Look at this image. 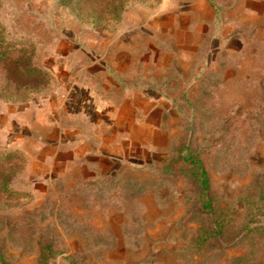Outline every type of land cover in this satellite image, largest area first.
Listing matches in <instances>:
<instances>
[{"label": "rangeland", "instance_id": "rangeland-1", "mask_svg": "<svg viewBox=\"0 0 264 264\" xmlns=\"http://www.w3.org/2000/svg\"><path fill=\"white\" fill-rule=\"evenodd\" d=\"M108 20L0 0L6 32L54 80L0 101V150L27 160L11 182L25 197L0 194V264H40L49 245L48 264H264V234L248 232L264 226V0H130ZM185 143L209 172L213 214L176 161Z\"/></svg>", "mask_w": 264, "mask_h": 264}, {"label": "trees", "instance_id": "trees-1", "mask_svg": "<svg viewBox=\"0 0 264 264\" xmlns=\"http://www.w3.org/2000/svg\"><path fill=\"white\" fill-rule=\"evenodd\" d=\"M60 3L68 9L73 18L83 25L91 26L93 29L99 28L103 22L114 21L115 23L122 17V14L129 8L130 0H107L105 8L101 11L88 12L89 0H59ZM122 1V2H121ZM141 3L146 0H131ZM99 2H104L101 0ZM96 3V2H95ZM103 7V6H102ZM108 10L105 15L103 10ZM33 43L24 37L17 35H9L5 27L0 23V67L4 69L3 77H0V101L9 104H23L31 99H35L45 94V90L52 86L54 80L36 63V50ZM168 81L167 79H164ZM155 81L162 86L165 81L152 79L148 89L155 90ZM153 85V86H152ZM187 94L182 93L180 98H186ZM182 98V99H183ZM193 102L186 100L189 105H198L199 100ZM176 103V100H173ZM175 160V159H174ZM180 160L182 166H189L187 170L183 168L182 173L189 174L199 186V198L202 202V210L208 214L215 212L214 198L211 195L212 182L208 170L204 162L197 152H193L190 145L183 144L182 148L177 152L176 161ZM27 166V160L20 151L0 150V194L11 201H21L25 194L12 189V178L19 172L23 171ZM171 163L165 167L166 173L173 172ZM126 183L132 184L125 180ZM264 191L259 194V201L263 202L264 207ZM226 228V224L213 223L210 233L217 237ZM264 234V226L256 227L249 233L260 232ZM207 233V232H206ZM205 233V234H206ZM202 240L205 244L209 240V236ZM52 246H46L42 250L40 264H48L53 256ZM70 264H74V260H70ZM194 264H199L195 262Z\"/></svg>", "mask_w": 264, "mask_h": 264}]
</instances>
